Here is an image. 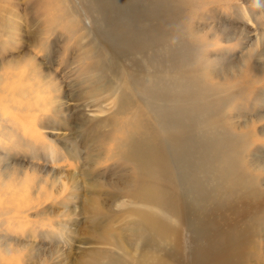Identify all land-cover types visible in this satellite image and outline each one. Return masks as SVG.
Masks as SVG:
<instances>
[{
	"label": "rangeland",
	"instance_id": "374dc122",
	"mask_svg": "<svg viewBox=\"0 0 264 264\" xmlns=\"http://www.w3.org/2000/svg\"><path fill=\"white\" fill-rule=\"evenodd\" d=\"M157 2L144 1L151 15L132 23L151 28L152 40L123 53L95 35L98 14L84 0H0V264L137 262L155 253L139 248L135 214L126 215L112 197L134 180V164L123 157L155 124L154 106L164 104L135 92L153 71L171 74L164 81L170 95L189 90L185 100L165 103L169 111L178 100L184 108L225 103L214 140L225 132L241 155L238 164L250 171L255 165L264 199V0H162L164 8ZM134 191L127 185V196ZM157 209L176 228L171 214L178 212L166 203ZM183 211L191 213L189 204ZM197 235L184 219L181 239L163 247L164 261L194 264ZM247 248L264 264V239Z\"/></svg>",
	"mask_w": 264,
	"mask_h": 264
},
{
	"label": "bare ground",
	"instance_id": "6f19581e",
	"mask_svg": "<svg viewBox=\"0 0 264 264\" xmlns=\"http://www.w3.org/2000/svg\"><path fill=\"white\" fill-rule=\"evenodd\" d=\"M84 1L91 10L95 11L94 14H98V17L93 16L95 35L103 45H109L113 51L123 53L139 51L147 46L148 40H152V38L147 39L152 34L150 27L151 30L135 29L132 26L137 18L151 15L145 13L144 1L147 0H143L140 5L145 12L139 9L137 0ZM157 1V4L164 8L160 3L162 0ZM165 11L168 12L169 8H165ZM167 26L166 28H169ZM162 29L159 30V34L165 35L162 34ZM155 30L157 29L154 28ZM173 33V35L178 34L177 29ZM152 74L143 77L146 79L141 86L135 88V92L142 97H150L164 104L162 103L163 106L161 104L162 108L159 107L160 105L157 106V109L153 105L155 109L153 108L152 117L155 124L147 127L139 138L132 140L128 155L123 157L129 165L134 164V180L129 179L119 186L112 197L116 206L125 207L126 215L135 214L133 237L142 241L139 248L144 250L151 247L155 253L137 256L135 257L137 262L117 257L108 263L99 261L97 264H170L164 261L162 250L173 239H181L184 219L189 228L198 232L193 240L202 242L200 247H194L193 255L196 258L194 264H262L261 255L258 252L252 254L247 248L256 237L259 241L264 239L262 231L255 232L264 225V215H262L264 199L258 188L259 182L251 173V171L257 173L255 165L250 164L249 161L254 158L248 160L252 167L250 171L238 164L241 155L237 154L238 149L227 140L228 136L226 137L225 132L220 131V137L214 140L215 130L219 129V119L217 117V120L215 116L221 114L225 103L208 102L184 108L178 105V100L177 108L173 107L174 110L169 111L171 106L166 107L165 103L168 100L182 98L189 90L187 93L183 92L181 96V92L186 91L185 89H182L180 94L173 90L174 94L172 92L170 95L167 82L164 84V81L169 80L171 74L169 78L165 75ZM148 78L152 79L149 83H147ZM172 79L173 84H178L177 82L180 81L175 82V78ZM130 80L132 84L139 83L134 77H130ZM188 95L190 94L185 97ZM185 97L182 99L185 100ZM207 99L205 98V101ZM149 105L152 109L153 106ZM254 110L259 112L257 108ZM259 114L264 117L262 113ZM200 115H207L208 119L204 116L207 120H200L203 118ZM232 132L236 133V131ZM258 159L257 156L255 164ZM245 183L248 185L247 190L242 188ZM129 184L131 187L135 186L131 196H127L126 193ZM178 189L183 193L178 192ZM165 203L178 212L177 215L171 214L176 219V228L162 221L154 211L158 210L157 206L163 209ZM186 204H189L191 213L183 211ZM40 261L44 264L48 260L41 258Z\"/></svg>",
	"mask_w": 264,
	"mask_h": 264
}]
</instances>
